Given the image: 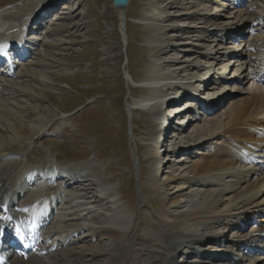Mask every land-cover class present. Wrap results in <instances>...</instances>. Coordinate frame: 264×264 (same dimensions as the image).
<instances>
[{"label": "rangeland", "instance_id": "1", "mask_svg": "<svg viewBox=\"0 0 264 264\" xmlns=\"http://www.w3.org/2000/svg\"><path fill=\"white\" fill-rule=\"evenodd\" d=\"M48 3L61 5L37 20L41 29H30L35 30L29 33L35 54L16 66L14 75L0 74V83L5 85L0 86V129L12 127V133L23 128L19 136L12 133L0 139V158H5L0 159V166L17 160L7 186L15 189L22 174L33 167H40L43 175L49 171L60 176L87 173L95 185L92 194L103 198L94 203L92 194L81 189L65 193L44 233L49 242L91 237V242L107 249L104 240L91 236L92 229L120 216L126 217L123 230L132 233V248L157 250L152 244L159 243L167 249L170 245L160 215L173 211L174 196L188 207L190 201L230 188L212 200L215 207H227L235 198L242 199L251 184L250 189L254 188L255 175L234 183L233 175L252 167L246 163H237L227 174L199 178L189 169L221 143L220 137L213 138L217 131H211L226 124L229 114L251 98L257 86L254 80L248 82L247 75L250 69L264 66V0H245L237 8L230 0H129L123 35L113 0H0V36L19 32L27 24L24 20ZM216 51L221 57L212 60ZM152 73L162 76L152 79ZM210 79L214 83L208 91L205 82ZM259 86L264 89V83ZM190 96L197 99L195 105ZM200 99L212 101V114L199 109ZM160 105L166 107L163 123L169 122L164 129L170 130L167 140L158 132L153 135ZM153 106L156 109L149 113ZM176 111L181 114L174 116ZM35 126L34 134L28 132ZM201 126L205 136L195 131ZM59 128L65 132L59 134ZM177 131L188 136L179 148L180 140L171 137ZM155 138L159 141L156 146ZM234 154L241 155L238 151ZM52 180L41 179L32 189L45 192L40 187ZM174 185L178 191L172 189ZM262 187L255 200L259 208L264 207ZM233 189L236 192H231ZM30 193L20 197V202L36 196ZM166 194L171 198L168 203L162 200ZM261 213L264 219V208ZM260 218L254 216L238 224L239 219L232 217L237 228L202 221L188 225V231L216 233L219 245L228 237L237 238L236 232L243 236L255 231L254 219L260 223ZM63 226L75 230L65 228L61 236L53 233ZM138 235L146 240L142 246L136 242ZM227 250H232L227 254L233 257L243 255L241 249ZM254 256L250 253L240 259L241 264H253ZM125 257L130 261L120 259V264H143L131 259V251ZM145 257L143 250L139 259ZM105 262L98 256L88 264ZM162 263L161 259L154 261Z\"/></svg>", "mask_w": 264, "mask_h": 264}, {"label": "bare ground", "instance_id": "2", "mask_svg": "<svg viewBox=\"0 0 264 264\" xmlns=\"http://www.w3.org/2000/svg\"><path fill=\"white\" fill-rule=\"evenodd\" d=\"M179 4L183 5L182 3ZM48 5H45V7H47ZM36 13L37 11L32 13V15H30L31 18L28 17L24 21L27 23L30 19L33 21V18L36 15ZM42 13L43 10H41L38 14L41 15ZM118 17L119 20L122 22L121 19H123L124 17L123 16L120 17V14ZM25 25L26 24H24L20 28H23ZM220 57L221 56L218 55V51H216L215 54L211 57V59L217 60ZM246 69L248 70L249 67H247ZM259 74H260L259 76L264 75V69H262L261 73ZM149 76L152 79H154L156 77L162 76V74L153 75L152 73V75L150 74ZM247 76H248V82L250 80H254L253 79L254 77L252 75H247ZM228 81H233V80H228ZM228 81L226 82L228 83ZM213 83L214 81L211 79L206 80L205 90L209 91L213 89L212 86ZM0 86L1 87L5 86L2 83V81L0 83ZM261 89L262 88L259 86V84H257L256 88H254L253 91H251L250 93L251 98L244 100L243 102H241L239 107L234 108L235 109L234 112L230 113L229 116L227 117L228 122L226 124L221 125L218 128L216 127L215 129L214 127L217 125V123H214L215 125L213 126L214 130L212 131L210 130L211 134L213 131H217L216 134L212 136L213 138L220 137L221 143L218 144L216 149L211 151V153H204L196 162L193 163V165L189 169L190 174H192L194 178H199L206 175L213 176L214 174L220 172L226 173L228 172L227 170L235 168L234 166L237 163H246L251 165L252 167L251 168L249 167V170L247 172L242 173L241 175L238 176L236 174L233 175L234 173L231 172L232 175L235 176L234 183H240L242 181H246L250 176H254V175L257 176V179L255 180L254 183V188L250 189V187L252 186L251 184L248 187V189L244 192V194H242L243 195L242 199L238 200V198H235L237 196V194L235 193L233 195L235 199L232 200L233 202H229V204H227L228 205L227 207H221V206L215 207L216 203H213L212 200L217 198V196L222 194L223 192L230 190V188H223L218 193L216 192V194L213 191L208 196H204L203 197L204 199L200 197L195 201H190V203L192 204L188 207H187L188 203L181 204L180 200L176 198L177 195L174 196L175 198H173V200L171 201L172 202L171 204L173 205L172 207L174 208L173 211L164 212L162 214L160 213L161 214L160 218L163 222V225L165 226V229L162 232H164V234L167 236L168 238L167 242L170 245V247H168L167 249L165 246H161L159 243H154V242H153L154 244L152 245L158 247L159 249L153 250V249L142 248L143 247L142 245L145 243L146 240L140 235L136 237V242L139 246L142 247L141 248L137 247L136 249L132 248L131 246L132 241H129V238L132 236V233L123 230V228L126 226V219H125L126 217L124 218L117 216L116 218L112 219L110 223H107V225L92 229L91 236L94 237V239L95 237L99 236L102 241L104 240L105 244L109 246V248L107 249L102 248L99 243L91 242L93 241L91 240V237L89 238L76 237L73 240L71 239L57 240L55 244L49 242L44 243L42 246L41 245L37 246L36 250L30 253L29 257L13 255L7 261L6 264H88L89 261L93 260L95 257L98 256H101L107 260V262L103 264H120L119 262L120 259L123 262L130 261L128 260V258L125 257V254L130 251L133 252V257H131V259L135 260V262L138 261L139 263H143V264H154V261H156L157 259L158 260L161 259L163 262L162 264H241L240 259H243L247 255H250L246 253L247 249L257 253L255 248L262 240L263 238L262 234L264 233V219L260 218L261 217L260 214H262L261 211L263 210L264 207L259 208L256 205L257 203L255 202L258 194L261 192L262 185H264V171H260L259 168L255 165L257 161L258 162L262 161V158H264V89L262 90ZM203 90H204V85L202 86V91ZM15 91L18 92V90H14V93ZM190 98L192 99L191 103H194L195 105L196 99H193L191 96ZM211 103L212 101L207 103L208 105L207 109L212 108V110L213 109L215 110V106H213V104ZM158 108H159V114L156 120L157 122L160 121V126H161V123L163 122V115L166 111V107H162L160 105L158 106ZM155 109H156L155 106H153L152 108L149 109V113L153 112ZM28 114L30 115L31 112L29 111ZM179 114H181V111H176V114L174 116H177ZM166 123L169 122L165 121V124ZM189 124H191V122L185 126L184 131H186L189 128ZM208 129L209 127L206 128V130ZM10 130H13V128L10 127L9 129H4V130L0 129V139L8 138V136H10V134L12 133L15 135L17 134L19 136L21 135L23 128L19 127L17 129L18 131L12 133L10 132ZM35 130H38L36 126L35 128L33 127L29 129L28 132L33 131L32 133L34 134ZM58 130H59V134L65 132L61 128H59ZM160 130L162 131L161 127ZM161 131H159V134L161 133ZM195 131L196 132L199 131L202 135L204 132V126L197 127ZM157 132L158 129L154 131L153 135H157L158 134ZM169 133L170 130L167 133L164 134L162 133L164 136L163 139H166L167 137L169 138ZM44 134H46V131L42 132V138ZM171 137L175 141L180 140L176 145L178 148L181 145L187 143L184 142L186 140L181 141L184 138H188L186 133H183L182 131L181 132L177 131L176 133L175 132L172 133ZM234 151H238L239 153H241V155L238 156V154L237 155L234 154ZM155 157L156 155H154V158ZM0 159L3 160L5 158H0ZM16 161L17 160L13 162L10 161L7 162V164L0 166V230L5 229L6 234L10 233V229L8 228V225L10 227H13L15 225L14 224L15 214L19 210V208L15 207L16 205L14 203L12 204L13 208L12 207L6 208L3 203V199H5L6 196L9 195V193L11 192H12L11 193L12 196L14 197H16V195L19 196V194L11 190V188L7 187L10 171L11 169H13L14 166H16L17 163ZM88 178L89 176L87 175V173L84 175H78L76 173L73 174L66 173L62 177H59V179L56 181L54 185L44 186L42 188H46V189L49 188L52 190L53 189L62 190L66 194H71V192H73L74 190L81 189L84 191L85 194L91 195L92 192L94 191L95 185L92 182V180L90 181V179ZM107 180L110 181L111 179L109 178L103 179V181H107ZM175 188L176 191H178L179 187L177 185H174L172 189ZM22 189H24V187H22ZM233 191L236 192L235 189L231 190V192ZM32 193H36V196L34 195L35 196L34 197L32 194L31 196L34 197L35 199L30 196L31 199H28L29 201L27 200L25 206L28 208H32L34 205L38 204L36 199L38 193L37 192H32ZM167 195L169 194L163 196L164 197L162 199L163 202L168 203V201H170L171 198L169 199L168 198L169 196L167 197ZM90 197H91L90 199L94 203H100L101 199H103V198L100 199L95 197L94 194H92ZM209 197L211 198V200L208 201L206 204V201ZM60 200L61 199L56 200V207H58ZM42 201L40 202L41 209L39 210V214L45 213L46 216H49L50 221H52L54 219L52 218V215L54 214L53 211H55V209L57 210V208L52 207L49 204L47 205V199H43ZM216 201H219V199H216L215 202ZM183 207H185V209L181 210V208ZM238 213L240 214L239 216ZM254 216L260 218V224L259 226L256 227L255 231L247 233L243 236H241V234H237L236 232L234 236L237 238L228 237L225 239L226 242L224 243L222 242L219 245H217V243L215 242L218 241L219 239L218 238L219 235L216 233L204 234L200 232L195 233L188 231V225L189 226L197 225L202 221L216 222L218 226H224V227L234 226L235 228H237V223H233L231 221L232 217H237L239 219L238 224H243L245 220H247L248 218H253ZM93 217L95 218V216ZM63 227L56 229L55 231H53V233L57 234V236H61L63 233H65L66 231L65 228H69V229L75 228L74 226L73 227L65 226L64 228ZM14 231L15 230H13V232ZM38 231L42 232L43 234L45 233L43 231V228L39 229ZM220 237H223V235H220ZM211 247H214L213 248L214 250H210ZM230 248L233 250L241 249L240 252L243 255L239 254L236 257H233L227 254L228 252L232 251V250L231 251L227 250ZM143 250L147 252V257L139 259V254ZM215 250L217 251V253L214 252ZM261 261L264 262V256L262 254L261 255L255 254L254 258L252 259L253 264H256Z\"/></svg>", "mask_w": 264, "mask_h": 264}, {"label": "water", "instance_id": "3", "mask_svg": "<svg viewBox=\"0 0 264 264\" xmlns=\"http://www.w3.org/2000/svg\"><path fill=\"white\" fill-rule=\"evenodd\" d=\"M129 0H113V5L115 7V9L117 10L118 14H120V17L124 16V11L126 9L127 6V2ZM122 22L120 21L119 23V29L121 31V34L123 35V19H121Z\"/></svg>", "mask_w": 264, "mask_h": 264}]
</instances>
